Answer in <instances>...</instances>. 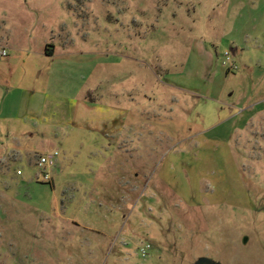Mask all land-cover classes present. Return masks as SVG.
Segmentation results:
<instances>
[{
    "label": "rangeland",
    "instance_id": "obj_1",
    "mask_svg": "<svg viewBox=\"0 0 264 264\" xmlns=\"http://www.w3.org/2000/svg\"><path fill=\"white\" fill-rule=\"evenodd\" d=\"M5 43L60 156L0 174V264H264V0H0Z\"/></svg>",
    "mask_w": 264,
    "mask_h": 264
},
{
    "label": "crops",
    "instance_id": "obj_2",
    "mask_svg": "<svg viewBox=\"0 0 264 264\" xmlns=\"http://www.w3.org/2000/svg\"><path fill=\"white\" fill-rule=\"evenodd\" d=\"M7 31L9 32L8 29ZM47 41H45L41 49H39L40 53L43 54L44 57H30V58L32 60H34L35 58V61L36 60L43 62L53 61L52 66L50 67L53 70L56 61L59 59H63L64 56L62 51L57 50L56 44L53 45ZM0 47L7 49L9 52V56L7 58H0V106H1L2 105L1 102L5 101L4 91H10L9 90L10 80L13 78V74L19 69V67L17 66L18 62L24 61L26 57H12L11 55L12 50H14L13 44H9V43H7V45L6 43L4 45L0 44ZM41 50H43V53ZM47 99L48 98H46V96L42 95L41 93L38 99H36L32 103L31 108H28L30 105H26V103L22 101V99H20L19 101L14 100L13 103H11V105L12 107L14 106L13 108L14 113L17 114L15 117L11 116L8 113L7 105H5V109L3 111H1L0 109V143H2L0 144V174L3 175L5 173L10 172V167L12 163L24 159H26L30 165L32 164L37 166L38 158L44 156L45 153V152H41L38 156L37 151L42 149L43 147L42 145H46L47 143L54 141L52 140V137L54 135H49V134L47 135L49 131L47 122H43L41 127L38 126V123L33 124L31 122H25V123L23 122V120L26 119L25 117H28L29 113L32 116H37L35 115V113H39L40 111L41 113H44L45 110L48 108L49 109L57 108L56 101L53 100L47 103L46 102L48 101ZM40 105L44 106L43 112ZM23 108L25 109V112L23 111ZM29 109H31V112L29 111ZM24 113H27V116L23 115ZM16 122L18 123L23 122L24 125L17 127L15 125ZM31 144H35V146H32ZM18 171L21 170L18 169L17 172ZM23 175H24L23 173L21 175L17 174V176H23ZM15 201L19 204H22L21 202H19L17 198L15 199Z\"/></svg>",
    "mask_w": 264,
    "mask_h": 264
},
{
    "label": "built area",
    "instance_id": "obj_3",
    "mask_svg": "<svg viewBox=\"0 0 264 264\" xmlns=\"http://www.w3.org/2000/svg\"><path fill=\"white\" fill-rule=\"evenodd\" d=\"M8 56H9L8 50L3 48V47H0V58H7ZM224 66H227V63H224ZM228 66L229 67L231 66V70L237 69V65L234 66V65H231L230 63H228ZM59 156H60L59 152L53 151L52 153L41 156L39 158L38 168H39L40 172L42 173L41 178L43 181H45L47 183H49L51 181V176H50V173L48 172V170L56 167L57 158ZM17 174L21 175L22 172L18 171ZM150 249H151V246L147 245L144 248H142L141 250L146 255V254H149Z\"/></svg>",
    "mask_w": 264,
    "mask_h": 264
},
{
    "label": "water",
    "instance_id": "obj_4",
    "mask_svg": "<svg viewBox=\"0 0 264 264\" xmlns=\"http://www.w3.org/2000/svg\"><path fill=\"white\" fill-rule=\"evenodd\" d=\"M247 239H245V242ZM194 264H221L220 262L214 261L210 259L209 257H202L198 259Z\"/></svg>",
    "mask_w": 264,
    "mask_h": 264
},
{
    "label": "trees",
    "instance_id": "obj_5",
    "mask_svg": "<svg viewBox=\"0 0 264 264\" xmlns=\"http://www.w3.org/2000/svg\"><path fill=\"white\" fill-rule=\"evenodd\" d=\"M48 51V50H47Z\"/></svg>",
    "mask_w": 264,
    "mask_h": 264
}]
</instances>
